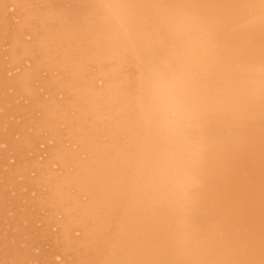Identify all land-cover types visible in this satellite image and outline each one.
<instances>
[{"label":"bare ground","instance_id":"1","mask_svg":"<svg viewBox=\"0 0 264 264\" xmlns=\"http://www.w3.org/2000/svg\"><path fill=\"white\" fill-rule=\"evenodd\" d=\"M260 121L264 0H0V264H264Z\"/></svg>","mask_w":264,"mask_h":264},{"label":"rangeland","instance_id":"2","mask_svg":"<svg viewBox=\"0 0 264 264\" xmlns=\"http://www.w3.org/2000/svg\"><path fill=\"white\" fill-rule=\"evenodd\" d=\"M250 125H251V126H258V125L261 126V125H264V122H261V121H260V122H251ZM210 132H211V133L215 132V128L211 129Z\"/></svg>","mask_w":264,"mask_h":264}]
</instances>
